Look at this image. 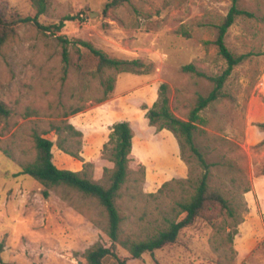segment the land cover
Masks as SVG:
<instances>
[{
  "label": "rangeland",
  "instance_id": "374dc122",
  "mask_svg": "<svg viewBox=\"0 0 264 264\" xmlns=\"http://www.w3.org/2000/svg\"><path fill=\"white\" fill-rule=\"evenodd\" d=\"M109 1L48 0L47 11L37 16L31 0H9L26 19L0 51V98L12 109L8 119L0 117V264H87L92 246L111 243L108 214L95 198L68 186L50 188L46 196L44 185L20 174L36 156L35 134L54 141L58 167L106 184L105 168L115 165L112 127L130 122L135 157L118 204L127 215L126 230L136 236L176 217L178 202L205 171L190 146L173 130L151 125L147 113L162 83L183 118L200 94L213 89L212 81L182 66L194 63L210 75L226 67L213 41L232 0H131L106 10ZM239 3L255 17L239 16L226 41L235 53L252 55L235 67L224 95L201 111L194 133L211 164V182L231 200L234 214L216 225L199 219L176 243L126 264H264V176L256 174L264 145L254 147L262 140L257 124L264 122V0ZM61 35L146 66L116 71L114 90L100 101L101 77L66 66ZM55 126L62 128V144ZM117 251L128 256L121 246ZM103 264L119 263L108 258Z\"/></svg>",
  "mask_w": 264,
  "mask_h": 264
},
{
  "label": "trees",
  "instance_id": "16d2710c",
  "mask_svg": "<svg viewBox=\"0 0 264 264\" xmlns=\"http://www.w3.org/2000/svg\"><path fill=\"white\" fill-rule=\"evenodd\" d=\"M37 8V16L47 11L48 0H31ZM131 0H110L106 4V10L121 6ZM240 0H232V5L217 25L218 35L213 43L217 46L219 54L226 60V67L221 73L210 75L199 70L194 63L182 66L183 71L205 77L213 82V89L206 95L200 94L192 105L187 118L178 116L171 105L169 85H160L159 99L148 109V118L151 125L158 130L169 128L198 155L204 166V173L195 184V189L184 200L178 202L179 211L174 218L165 219V224L159 226L153 233L144 236H136L126 230L127 215L119 204L122 189L129 180L131 163L134 160L132 152L134 130L129 121H119L112 127L110 143L113 144L114 168H105L107 183H101L90 178L83 171H75L60 168L54 162V141L41 134H35L34 147L36 156L33 161L23 166L20 174H27L38 180L45 186L44 194L49 195V189L58 186H68L87 196L95 198L104 207L108 214V226L106 228L111 240L109 244L97 243L86 252L87 264H103L108 258H114L119 264H126L128 259H138L146 252H155L167 245L178 241L183 229L194 225L199 219L216 225L225 215L234 214V206L225 192L211 182V164L207 162L204 153L194 142V133L198 128V122L202 120L201 111L209 107L224 95V86L233 73L236 66L243 63L252 53H235L227 44L226 38L230 28L239 16L255 17V13L240 6ZM18 12L14 11L9 0H0V51L2 47L15 35V25L25 20ZM69 19V18H67ZM65 24L62 20L55 27L60 30ZM63 49L61 57L68 67L75 68L84 76L99 75L101 77L102 94L100 101L105 100L114 90L116 71L123 70L127 65L137 68L146 66L141 59H122L110 56L103 49L97 48L91 41L84 39L70 40L66 36H59ZM85 48V50H83ZM81 108L74 110L75 113ZM12 115V109L0 98V117L8 119ZM264 130V122L257 124ZM73 131L74 125L67 124ZM59 136L58 143L62 144L63 137L61 126H55ZM264 145V139L254 147ZM144 167L143 163H140ZM258 176H264V161L256 168ZM123 247L128 251V256L122 258L117 248ZM0 245V263H3ZM14 264V263H6Z\"/></svg>",
  "mask_w": 264,
  "mask_h": 264
},
{
  "label": "crops",
  "instance_id": "0c3cea01",
  "mask_svg": "<svg viewBox=\"0 0 264 264\" xmlns=\"http://www.w3.org/2000/svg\"><path fill=\"white\" fill-rule=\"evenodd\" d=\"M262 103L264 104V100H262ZM260 135H261V138L264 139V130H261Z\"/></svg>",
  "mask_w": 264,
  "mask_h": 264
},
{
  "label": "water",
  "instance_id": "95a60500",
  "mask_svg": "<svg viewBox=\"0 0 264 264\" xmlns=\"http://www.w3.org/2000/svg\"><path fill=\"white\" fill-rule=\"evenodd\" d=\"M92 13H94V12H92Z\"/></svg>",
  "mask_w": 264,
  "mask_h": 264
}]
</instances>
